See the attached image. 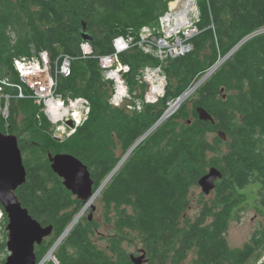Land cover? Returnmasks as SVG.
I'll return each instance as SVG.
<instances>
[{"label": "trees", "instance_id": "16d2710c", "mask_svg": "<svg viewBox=\"0 0 264 264\" xmlns=\"http://www.w3.org/2000/svg\"><path fill=\"white\" fill-rule=\"evenodd\" d=\"M195 6L191 50L161 62L167 83L157 103L130 112L112 106L113 83L91 58L74 61L71 75L57 80L62 98H83L89 106L86 120L61 143L53 139L42 105L29 97L12 99L8 120L0 117V133L17 137L26 170V182L15 194L34 220L53 228L35 247L36 264L84 206L51 170L48 154L74 156L87 167L93 193L102 187L98 218H82L73 226L52 253L58 264H133L130 248L145 255V264L260 261L262 235L255 233L239 249L231 248L226 236L230 224L250 207L264 218V33L255 35L264 28V0H195ZM166 11L167 0H0V78L20 83L13 64L21 57L44 51L52 59L77 56L83 34L90 37L93 56L111 54L114 38L132 35L138 41L142 28L158 29ZM9 31L15 35L13 44ZM119 59L129 67V92L142 98L146 86L140 72L160 62L136 46ZM218 62L117 168L169 103ZM197 109L213 122L201 121ZM210 168L221 179L209 197L195 196L193 189ZM193 207L198 209L194 218L188 214ZM0 211L5 238L7 218L1 206ZM4 247L0 241V252Z\"/></svg>", "mask_w": 264, "mask_h": 264}, {"label": "built area", "instance_id": "2783aa9c", "mask_svg": "<svg viewBox=\"0 0 264 264\" xmlns=\"http://www.w3.org/2000/svg\"><path fill=\"white\" fill-rule=\"evenodd\" d=\"M167 14L168 12L166 11L163 17L160 18L162 23L163 18ZM197 17L198 13L192 22L190 21V25L186 28L187 30L185 29L182 32L185 36L184 42L180 40L169 53H167L170 46L168 37L172 35L179 36L180 31L178 34L172 35H167L166 33L167 36L159 40L155 37L152 29L144 27L139 33L138 41H135L132 35L114 38L112 40L113 52L108 55L93 56L90 42L82 40L79 44V54L75 57L61 54L57 58L52 59L51 55L47 51H44L30 58L21 57L14 60L13 65L19 75L20 83H11L6 79L0 78V117L3 121L8 120L10 101L12 99L29 97L36 104L42 105V113L45 114L49 123L56 126L57 131L52 132L53 139L60 138V140H63L65 136L69 137L73 135L76 129L87 118L89 112L88 102L83 98H77L73 102H70L69 107L66 106L61 95L57 93V80L59 77L68 78L71 75L72 63L74 61L91 58L97 60L98 68L103 78L113 83V94L110 98L112 106L119 107L125 102L131 101L129 109L139 111L143 103H157L163 97L166 86V77L163 73L161 62L169 57L182 56L191 50L188 41L196 34L194 21ZM164 25L167 28L166 23ZM159 31L161 36L162 32L160 28ZM186 32H190V36H187ZM261 33H264V28L259 30L255 35ZM133 46L138 47L145 55L155 57L160 62L159 65L154 67L146 66L141 70L139 80L146 86L142 98L136 97L134 93L131 94L129 92L124 80V76L129 72V67L122 64L119 59L120 54L128 51ZM8 90H12L13 92H8ZM25 90L28 91V94L25 93ZM72 105H76V109H70ZM56 106H62L60 110L62 117L58 120L54 117V112L57 111ZM64 109L68 111L66 114H63Z\"/></svg>", "mask_w": 264, "mask_h": 264}, {"label": "water", "instance_id": "95a60500", "mask_svg": "<svg viewBox=\"0 0 264 264\" xmlns=\"http://www.w3.org/2000/svg\"><path fill=\"white\" fill-rule=\"evenodd\" d=\"M82 40L90 41V37L83 34ZM206 75L203 76V81L207 78ZM197 114L201 121L213 122L211 116L202 109H197ZM163 117L130 149L125 158L160 124ZM48 160L51 170L62 180L66 190L84 204L87 203L94 194L93 182L87 167L70 154H48ZM220 179V172L215 168H210L199 179L198 186L202 193L208 196L215 189L216 181ZM25 182L26 170L23 165L17 137L0 133V206L7 218V225L5 227L7 241L5 247L9 253L4 260V264H36L35 247L40 246L43 240L49 237L53 231L52 226L43 227L39 222L34 220L19 202L15 192ZM99 190H101V187ZM93 210H95L94 207H92ZM0 216L2 218L3 213ZM88 219L89 221L92 220V214H90ZM52 249H54V246ZM49 253L51 252H48L46 255ZM130 259L133 264H143L145 255L143 254L139 257L131 255Z\"/></svg>", "mask_w": 264, "mask_h": 264}, {"label": "rangeland", "instance_id": "374dc122", "mask_svg": "<svg viewBox=\"0 0 264 264\" xmlns=\"http://www.w3.org/2000/svg\"><path fill=\"white\" fill-rule=\"evenodd\" d=\"M180 1V2H179ZM167 0V12L168 14L163 18V23L162 21L159 20V24L160 26L158 27V29H152L153 32H154V35L157 39L159 40H162L160 38H163L165 36L168 35V25H171L172 27L177 24L178 21H176L175 23H172L171 20L167 19L168 17H171L172 20H174L175 18L172 17V14L174 13H178V11L180 12L181 10H183V6L186 5V2L188 0ZM192 1V5H193V10L189 13V19H188V24L187 26H185L184 28H182L180 30V34L179 36L178 35H172L174 33H171L170 37H168L169 39V44L170 46L168 47V50H167V53H169V51L172 49V48H175V45L177 43H179L180 40H182L184 42V39H185V36L182 34V32L185 31V29L190 25V21L192 22V20L196 17L197 15V11H196V8H195V3H194V0H191ZM174 2H179V5L178 7L174 8L173 10L171 9V4L174 3ZM169 8V9H168ZM181 9V10H180ZM178 20V19H177ZM164 23H166V26L167 28L165 27ZM159 28L161 29V32H162V35L160 36V31H159ZM166 30V31H165ZM187 30V29H186ZM11 31H9L10 33ZM167 33V35H166ZM176 33V32H175ZM178 34V33H177ZM186 35L187 36H190V32H186ZM10 36V39H11V43L13 44L14 41H15V35L11 32L9 34ZM178 49V47H177ZM221 61L223 62L224 59H221ZM72 72V71H71ZM213 72V70H210L206 77H209L211 75V73ZM124 80L126 81L125 79V76H124ZM167 83V82H166ZM197 88V86H194L192 87L188 92H186L180 99L176 100L174 103H169V106H168V109L167 111L165 112V116L163 117L162 121L166 118H168L169 116H171L172 114H174L177 109L180 107V105L191 95V93L194 92V90ZM164 93H165V89H164ZM63 100L65 102V105L66 106H70V102H73L74 99H71L69 96H64L63 97ZM130 102L131 101H128V102H125L124 104L120 105L119 107L121 106H124L125 109L127 111H135L133 109H129L130 107ZM178 104V105H177ZM171 105H174L175 108L173 109V111H170V108H171ZM42 113V112H41ZM44 116L45 114L42 113ZM46 118V116H45ZM46 121L47 123L50 125L51 129H52V132L54 131H57V128L55 125H52L51 123H49V121L47 120L46 118ZM161 121V122H162ZM160 122V123H161ZM66 135V134H64ZM67 136H65V138L63 140H60V138H55L54 140L57 142V143H61L62 141H64L66 139ZM125 158V157H124ZM126 159V158H125ZM122 160L121 164L125 161ZM121 164L119 165V167L121 166ZM102 188V187H101ZM101 190H97L93 196L87 201V203L84 204L83 208L81 209V211L77 214V216L74 218V220L71 222V224L66 228L65 232H63V234L59 237V241H56V243L54 244V249L60 244V242L68 235V233L70 232V230L73 228V226L75 224H77V219L79 218L82 219V218H89L90 214H92V218L96 219L98 218L97 215H95V213L98 211V209H96L98 207V198H99V195H100V192ZM194 191V195L197 196L198 194L202 193L201 189L198 187V188H194L193 189ZM95 197V198H94ZM209 197V196H207ZM254 199V198H253ZM193 204H195V202H193ZM88 205V206H87ZM92 207L95 208V210L92 211ZM2 212L0 211V214ZM198 213V209L196 207H193V210L188 212L189 216L194 218L196 216V214ZM81 215V216H80ZM94 215V216H93ZM2 221V218H0V223ZM72 227V228H71ZM104 229L101 228L100 229V232H102ZM255 233H258V235H262V238H264V218L259 214L258 210L254 209L253 207H250L249 209L245 210L242 214H241V217H240V220L239 221H235L233 223L230 224L229 226V230H228V233H227V241H228V244L231 248L233 249H239V248H242L246 243H249L251 238L254 236ZM64 237V238H63ZM61 240V241H60ZM0 241H4L5 244H6V237L3 238V236H1L0 234ZM53 248V247H52ZM49 251L51 253H49L48 255H45L44 258L42 259V261L39 263V264H45L46 262H53V264H57V261L55 258H53L52 256V253L54 252V249H52ZM259 251V250H258ZM128 252L133 255L134 257H139L140 255L137 253V249L136 248H130L128 249ZM260 253V251H259ZM8 252L6 250V247H4V250L2 252H0V259H4L8 256ZM46 256H51L49 260H46ZM46 260V261H45ZM254 261L251 260V264L253 263ZM264 263V254L262 255L260 261L257 263V264H263ZM145 264V263H143Z\"/></svg>", "mask_w": 264, "mask_h": 264}, {"label": "bare ground", "instance_id": "6f19581e", "mask_svg": "<svg viewBox=\"0 0 264 264\" xmlns=\"http://www.w3.org/2000/svg\"><path fill=\"white\" fill-rule=\"evenodd\" d=\"M180 2V1H179ZM179 3L178 2H174L172 3L170 6H171V9L173 10L174 8L178 7ZM183 10H181L180 12L178 11V13H174L172 14V17L175 18L174 20H172L171 17H168L167 19L171 20L172 23H175L176 21L177 24H175L173 27L171 25H168V35H170L171 33H174V34H177L182 28H184L185 26H187L188 24V19H189V13L193 10V5H192V1L191 0H188L186 2V5L183 6ZM178 19V20H177ZM176 32V33H175ZM223 63V62H222ZM221 62H218L215 66H213V68L211 70H213V72L222 64ZM212 72V73H213ZM211 73V74H212ZM209 74V73H208ZM203 82V80L201 79L197 85L195 84L194 86H199L201 83ZM193 86V87H194ZM178 105V104H177ZM57 108V111L54 112V117L56 120L60 119L62 117V114L60 113V110L62 109V106H56ZM175 108L174 105H171V108H170V111H173V109ZM70 109H76V105H72L70 107ZM68 111L66 109H64L63 111V114H66ZM95 198V197H94ZM88 206V205H87ZM1 215V214H0ZM81 216V215H80ZM1 218V216H0ZM80 218V217H79ZM79 218L76 220L77 223L79 221ZM72 228V227H71ZM65 232V231H64ZM64 238V237H63ZM59 241V240H57ZM61 241V240H60ZM62 242V241H61ZM60 242V243H61ZM51 256H46V260H49ZM45 260V261H46Z\"/></svg>", "mask_w": 264, "mask_h": 264}, {"label": "flooded vegetation", "instance_id": "af4514ba", "mask_svg": "<svg viewBox=\"0 0 264 264\" xmlns=\"http://www.w3.org/2000/svg\"><path fill=\"white\" fill-rule=\"evenodd\" d=\"M144 263H145V260H144Z\"/></svg>", "mask_w": 264, "mask_h": 264}]
</instances>
